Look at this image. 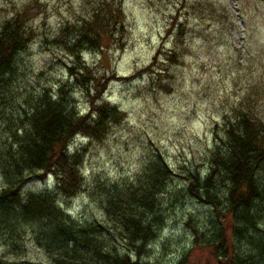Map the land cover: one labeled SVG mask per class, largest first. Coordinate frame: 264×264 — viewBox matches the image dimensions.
I'll return each mask as SVG.
<instances>
[{"label": "rangeland", "instance_id": "obj_1", "mask_svg": "<svg viewBox=\"0 0 264 264\" xmlns=\"http://www.w3.org/2000/svg\"><path fill=\"white\" fill-rule=\"evenodd\" d=\"M92 1L96 0H0V26L26 11V28L33 35L15 59L12 88L0 102L1 131L11 127L23 110L31 109L33 98L43 90L53 99L63 85L73 111L88 113L89 99L93 101L95 94L93 82L79 85L69 78L66 66L72 58L55 38L64 27L81 24ZM121 6L122 48L83 51L80 57L92 76L109 79L96 97L117 108L122 117L101 141L73 139L69 151L84 150L79 168L83 188L73 198L59 197L57 203L76 228L101 222L110 227L111 235L102 229L96 240L123 253L126 242L103 213L106 189L133 182L149 157L160 153L173 175L169 191L159 197L162 225L147 241L141 259L148 264H178L185 256L183 264H227L191 241L186 220L190 217L189 223L203 228L209 223L210 209L176 191L185 187L187 173L207 171L209 152L221 138L222 121L231 109L252 105L264 119V0H122ZM160 49L176 52L179 60L171 63L161 54L147 69ZM54 180L47 174L27 181L20 195L52 191ZM262 221L249 231L253 240L256 227L264 230ZM40 228L41 220L28 222L21 229L24 242L11 246L3 235L10 231L0 227V264H54L47 250L35 243ZM249 245L241 241L239 250L247 251ZM255 259L264 264L260 255Z\"/></svg>", "mask_w": 264, "mask_h": 264}, {"label": "trees", "instance_id": "obj_2", "mask_svg": "<svg viewBox=\"0 0 264 264\" xmlns=\"http://www.w3.org/2000/svg\"><path fill=\"white\" fill-rule=\"evenodd\" d=\"M89 4L87 18L75 27H64L55 43L72 58L71 65L66 66L69 78L79 85L87 80L93 82L94 100L89 99L88 113L79 115L70 106L65 85L53 99L43 90L39 97L33 98L31 109L23 110L13 119L11 127L0 130V227L4 232L10 231L7 236L3 235L7 244L14 246L17 241L24 242L21 229L25 224L41 220L42 228L37 232L40 237L35 243L47 250L54 264H148L140 253L144 252L156 227L162 225L159 197L169 191L173 175L160 153L149 157L148 164L133 182L110 185L106 189L103 213L124 238L123 253L113 245L105 248L97 242L95 234L104 229L111 235L110 227L101 222L80 224L76 228L72 218L64 215L57 203L59 197L73 198L83 188L79 168L84 150L69 151L73 139L79 136L101 141L110 125L122 117L117 108L97 98L109 79L104 76L99 81L92 76L80 57L83 51L103 53L111 46L122 48L120 38L125 31L122 0H96ZM25 13L18 12L0 26L2 103L4 93L12 88V78H15V59L33 36L26 28ZM161 54L168 62L179 60L176 52L162 53L160 49L155 51L146 68L153 67L156 56ZM254 108L250 105L230 110V115L222 121V136L209 152L207 171L202 175L199 171L187 173L183 176L185 187L176 191L210 209L209 223L203 228L189 223L190 217L186 220L191 241L194 246L207 247L214 258L227 264H259L255 257L264 258V230L256 227V240L249 233L261 220L264 224V207H259L264 205V119ZM47 174L55 179L54 190L20 195L27 181L44 179ZM220 188L224 190L222 194ZM78 241L83 242L78 244ZM241 241L251 244L247 251L239 250ZM252 249L256 252L251 253ZM83 254L90 256L84 258ZM184 261L185 256L178 264Z\"/></svg>", "mask_w": 264, "mask_h": 264}]
</instances>
